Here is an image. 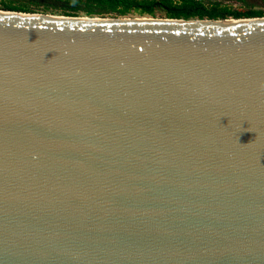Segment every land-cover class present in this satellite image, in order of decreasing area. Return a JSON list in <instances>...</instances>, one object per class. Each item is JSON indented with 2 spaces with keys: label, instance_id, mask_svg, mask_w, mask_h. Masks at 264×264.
Masks as SVG:
<instances>
[{
  "label": "water",
  "instance_id": "1",
  "mask_svg": "<svg viewBox=\"0 0 264 264\" xmlns=\"http://www.w3.org/2000/svg\"><path fill=\"white\" fill-rule=\"evenodd\" d=\"M264 17L0 10V264H264Z\"/></svg>",
  "mask_w": 264,
  "mask_h": 264
},
{
  "label": "trees",
  "instance_id": "2",
  "mask_svg": "<svg viewBox=\"0 0 264 264\" xmlns=\"http://www.w3.org/2000/svg\"><path fill=\"white\" fill-rule=\"evenodd\" d=\"M59 3L57 15L78 16L76 10L84 16L93 17L105 14L124 16L133 11L138 15H151L155 10L163 12L166 18L172 19H198L223 20L263 17L256 12L231 11L229 8L215 5H204L200 0H53ZM1 10L14 12L37 13L38 11L24 6H13L2 3ZM73 10V11H70ZM76 11V12H74ZM41 13V11H39ZM46 11H44L45 13ZM52 13V12H51ZM50 13V14H51Z\"/></svg>",
  "mask_w": 264,
  "mask_h": 264
},
{
  "label": "rangeland",
  "instance_id": "3",
  "mask_svg": "<svg viewBox=\"0 0 264 264\" xmlns=\"http://www.w3.org/2000/svg\"><path fill=\"white\" fill-rule=\"evenodd\" d=\"M204 3V5H215L217 4L219 7L225 6L229 8L231 11H238V12H256L261 15H264V0H200ZM2 3L11 4L13 6H24L29 9L38 11L37 13H41L39 11L42 10L43 13L41 14H50L57 15L56 12L59 11L57 7H59V3L54 2L53 0H0V7ZM1 10V9H0ZM44 11H46L44 13ZM73 11V10H70ZM78 16L80 17H87L84 16L80 11L76 10ZM74 11V12H76ZM145 17V18H159L163 19L166 18L163 12L159 10H155L151 15L142 14L138 15L137 13L130 11L124 16H118L114 14H105L101 16H93V17H101V18H120V17ZM264 17V16H263ZM258 18V17H256ZM230 19V18H227ZM244 19V18H241Z\"/></svg>",
  "mask_w": 264,
  "mask_h": 264
},
{
  "label": "clouds",
  "instance_id": "4",
  "mask_svg": "<svg viewBox=\"0 0 264 264\" xmlns=\"http://www.w3.org/2000/svg\"><path fill=\"white\" fill-rule=\"evenodd\" d=\"M260 89H261V90H264V83H261V84H260Z\"/></svg>",
  "mask_w": 264,
  "mask_h": 264
}]
</instances>
